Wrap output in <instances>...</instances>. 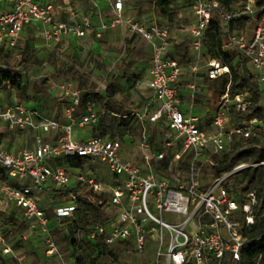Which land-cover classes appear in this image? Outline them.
<instances>
[{
  "label": "built area",
  "instance_id": "1",
  "mask_svg": "<svg viewBox=\"0 0 264 264\" xmlns=\"http://www.w3.org/2000/svg\"><path fill=\"white\" fill-rule=\"evenodd\" d=\"M224 1L193 0L191 9L196 26L191 30L189 48L199 56L205 49L207 30L219 19L225 30L223 52L240 57L264 91V7H259L257 0H241L240 8L236 3L229 9ZM5 2L7 8L0 11V51L3 53L19 46L24 30L31 24L41 25L40 33L46 41H59L63 36L83 38L93 29L91 19L84 15L80 16L79 25L57 22L52 3ZM127 5V0H114V18L109 25L125 27L132 36L142 38L151 47L150 70L137 81L139 88L149 93L146 112L134 113V116L142 125L146 119L163 126L170 140L164 149L149 153L150 144L144 132L141 162L125 155L123 141L119 139L93 135L78 140L75 131L93 128L102 114L90 101L82 108L83 92L72 82H64L60 87L66 100L61 119L50 118L23 102L0 103V132L33 134V146L17 152L0 144V211L6 215L12 210L20 212L27 222L22 234L25 240L28 234H46V256L52 257L58 249L40 201L53 189L62 200L69 202L56 208L57 218L74 219L78 199L87 189L93 192L94 202L102 211H115V215L107 216L108 223L90 227L88 238L98 244L110 249L129 248L143 264H240L242 253L249 245L244 234L259 221L260 202L256 190H235L234 177L246 169L264 167V161L241 162L232 171L209 180L203 170L207 163L213 167L214 158L231 151L234 143L247 144L253 132L264 123L252 118L243 120L241 127L234 124V115L247 113L252 101L248 93L231 96L229 84L219 100L211 129H205L200 117L183 107L178 84L184 70L171 54L169 28L127 16ZM240 17H248L249 24L254 22L251 33L249 24L244 30H230L231 21ZM101 28L107 25L102 24ZM207 66L211 80L230 73L219 60L209 58ZM197 69L194 66L193 71ZM7 89L14 90L10 82ZM191 90L194 99L193 85ZM177 145L181 149L168 168L157 173L154 163L163 162L167 149ZM59 159L91 160L94 169L56 166ZM184 162L183 173L175 178L174 165ZM102 168L113 176L112 182L95 175H101ZM11 256L12 260L17 259L13 245L0 227V264H9ZM73 260L63 264H76Z\"/></svg>",
  "mask_w": 264,
  "mask_h": 264
},
{
  "label": "rangeland",
  "instance_id": "2",
  "mask_svg": "<svg viewBox=\"0 0 264 264\" xmlns=\"http://www.w3.org/2000/svg\"><path fill=\"white\" fill-rule=\"evenodd\" d=\"M40 1L51 2L55 6L68 7L67 11H60V15L56 20L58 22H66L69 16L75 13L70 10L78 4V0ZM161 1L127 0V4L130 6L129 14L147 23L155 22L160 26L169 28L175 48L173 57L179 59L184 70V75L179 83L183 90L182 100L184 105L190 104L191 98L186 97V94L189 93L188 86L193 85L196 92L193 104L203 105L204 110L208 112V119L212 121L214 117H212L213 108L217 104L219 94L206 78V71L209 69V67H206L209 62L206 49L199 56H196L189 48L192 41L191 30L195 27L193 10L187 5L186 0H177L176 3L171 4L173 10L164 13V8L167 9V5H161ZM84 2L87 3L85 0ZM236 7L240 8V3ZM98 17V24L94 23V30H89L86 37L63 36L59 41L36 39L33 37V24H31L24 32L25 37H23L19 46L10 53L8 58L0 52V67L17 69L22 73L31 101L20 99L16 90L7 89L5 86L0 87V103L2 105H12L18 101L23 102L27 107L37 108L50 118H59L63 106L66 104L60 88L64 82H72L81 90L104 94L112 79L115 78L116 100L121 106L132 109L137 113L143 111L149 93L139 88L137 81L146 75L150 67L151 53L149 47L144 41L131 38L125 27H111L109 25L111 20L105 21L101 15H98ZM110 17L107 16V18ZM102 24H106L107 28L102 29ZM254 26V22L249 24V33L252 32ZM99 33L100 35H98ZM20 54L23 55L25 61L20 62ZM236 57L235 65L241 67L244 61L240 57ZM194 66L198 68L196 71H193ZM262 97L261 106L264 108V93ZM98 107L99 110L102 109L100 106ZM146 121L145 119V124L142 125L137 117L133 116L131 118L132 127L135 129L130 134L132 137H126V140L123 141L124 150H127L126 153L129 159L139 160L142 154L141 143L144 140V132H146V137L152 143L149 153L164 149L171 138L166 135L163 126L147 123ZM237 122L238 118H234V124ZM232 123L230 126H232ZM92 129L90 127L84 130H76L75 135L84 133L85 137H88L91 135ZM3 134L1 143L10 151L33 146L32 133H10L5 131ZM257 137L261 138L264 145V126L253 132L252 138ZM50 163L55 164L52 161ZM184 165L185 162L182 165H174L172 175L175 178H179L183 173L182 168ZM98 167L103 166L98 165ZM101 172V175L96 173L95 175L107 178L109 182L113 181V176L106 174L105 169L102 168ZM203 172L207 180L214 176L209 163L204 166ZM72 186H74L73 183ZM38 196L41 195L38 194ZM68 203V201L62 200V197L53 189H49L47 197L39 203L46 214L50 215V217L48 215V218H50L49 232L58 249V253L52 257L46 256V234H28L25 240L22 238L25 230L21 229V220L15 219L10 223L5 222V225L3 224L5 217L2 215L0 227L8 234L9 242L13 245L17 256L15 260H12V256L9 257V264L73 263L72 250L65 238L70 223L65 222L63 225L65 230L59 233H55L59 224L54 223L58 220L55 215L56 208ZM0 214L4 213L0 211ZM105 214L110 217L115 215V211L106 210ZM121 249L123 250V247L118 246L111 249L112 253L119 254L118 260H115L112 253H107L103 255L100 264L142 263L129 248H125L124 251ZM120 250L121 252H119Z\"/></svg>",
  "mask_w": 264,
  "mask_h": 264
},
{
  "label": "trees",
  "instance_id": "3",
  "mask_svg": "<svg viewBox=\"0 0 264 264\" xmlns=\"http://www.w3.org/2000/svg\"><path fill=\"white\" fill-rule=\"evenodd\" d=\"M186 1L187 5L192 7L193 0ZM238 1L239 0H225L224 4L228 6L229 9H233L232 7L238 3ZM176 2L177 0H162L160 2L161 5H167V9L164 8V13L167 11L171 12L170 10H173V8L171 9V4ZM257 4L259 7H264V0H257ZM262 14L264 15V10ZM249 22L250 20L248 17H240L231 21L229 28L231 31L244 30ZM224 34V26L219 19H215L206 32L205 49L208 57L211 60H219L222 66L228 67L230 71L229 74H224L216 80H211V83L219 95H224L227 86L230 84L229 93L231 96L245 93L251 96L252 105L248 112L234 115V118H238V122L236 123L237 127H241V122L243 120H250L252 118H257L264 122V108L261 106L262 88L256 82L254 75L246 66L245 62H242L243 65L241 67H236L235 61L237 55L223 52L222 44ZM10 53L11 52H6L4 57L8 58ZM19 59L20 62L25 61L21 54ZM7 82H10L12 88L18 92L20 99L31 101V96L27 92V86L23 75L19 70L0 67V87H7ZM115 82L116 79L113 78L104 94L82 90V108H84L87 101H90L94 108L102 114L98 124L93 126L92 132L95 135L124 141L135 129L132 127L133 124L131 122V118L134 116L135 111L121 106L116 100ZM98 106L102 109L99 110ZM147 123L150 122L147 120ZM3 135V132H0V144ZM263 147V142L259 137L250 139L247 144H242V142L234 143L231 151L224 152L220 156L214 158V166L212 167L213 175L215 177H221L223 174L232 171L241 162L255 164L264 161ZM180 149V145L174 148H168L167 158L163 162L154 163L155 171L157 173L165 171L174 155L179 152ZM55 165L81 168L88 166L94 169L93 161L86 159H77L76 161L59 159ZM234 186L235 190H256L260 202V207L257 210L260 219L257 224L247 229L244 234L249 240V245L242 253V261L240 264H264V167H252L246 169L242 174L236 175L234 177ZM93 196L94 194L92 191L85 189L78 199L79 208L75 214V218H58V220L54 222L59 224L55 233L65 230L63 226L65 222L70 223L67 227L65 238L72 250V258L76 260V264H100V260L103 258L104 254L112 253L110 248L88 238V231L91 226L109 222V218L106 216L105 212L94 202L96 199ZM2 215L5 217L3 219V224L6 225V223H10L15 219H20L21 229H26L27 222L18 210H12L8 215L0 214V219L3 217ZM48 215L49 214H47V216ZM4 234L7 237L8 234L6 232H4ZM121 250L119 252H121ZM124 250L125 247H123L122 251ZM112 254L115 260H118L119 254H115V252Z\"/></svg>",
  "mask_w": 264,
  "mask_h": 264
},
{
  "label": "crops",
  "instance_id": "4",
  "mask_svg": "<svg viewBox=\"0 0 264 264\" xmlns=\"http://www.w3.org/2000/svg\"><path fill=\"white\" fill-rule=\"evenodd\" d=\"M39 2H45V3H51V2H46V1H40V0H38ZM72 1H74V0H72ZM85 1H87V3H85L84 2V0H78V4L77 5H75L74 6V8L73 9H71L70 11H74L75 13L74 14H72L71 16H72V18H70L71 16H69V18L67 19V21L66 22H62V23H70V24H74V25H77V24H80L81 23V21H80V16H88L90 19H91V21H92V24L94 25V23H97L98 24V15H101L102 16V19H104L105 21H109V20H113V18H114V12H113V2H114V0L113 1H107V0H85ZM53 4V3H52ZM54 5V4H53ZM7 8V4H6V2H5V0H0V11L1 10H3V9H6ZM54 17H55V20H57V18H58V16L60 15V11H64V10H66L67 11V9H68V7H63V6H55L54 5ZM108 8V9H107ZM129 8H130V6H128L127 5V10H126V15L127 16H130V17H135V16H131L130 14H129ZM107 9V10H106ZM111 16L110 18H107V16ZM139 19V18H138ZM58 22V21H57ZM111 23V22H110ZM195 26H196V20H195ZM30 26H28L25 30H24V32L29 28ZM195 28V27H194ZM32 29H33V37H35L36 39H40V40H45L44 38H43V36H42V34L40 33V30L42 29V27H41V25L40 24H34L33 26H32ZM93 30H94V26H93ZM130 34V33H129ZM130 36H131V38H133V39H135V40H142V41H144L147 45H148V47H149V51H150V53H151V47H150V45H149V43L147 42V41H145V40H143L142 38H137V37H134V36H132L131 34H130ZM171 36V35H170ZM23 37H25L24 36V33H23ZM23 37H22V39H23ZM171 41H172V38H171ZM177 43H179V42H177ZM1 52V51H0ZM3 53V52H2ZM4 54H6V53H4ZM171 54H172V56L175 54V48H174V45H173V43H172V50H171ZM174 58L175 59H177L175 56H174ZM178 61H179V59H177ZM150 61H151V59H150ZM180 62V61H179ZM151 63V62H150ZM181 63V62H180ZM208 64V63H207ZM150 67H151V64H150ZM150 67L148 68V70H147V72H146V75L148 74V72H149V70H150ZM206 67L208 68V66L206 65ZM207 72H208V70L206 71V75H207ZM145 75V76H146ZM206 78L208 79V81H209V83L210 84H212L211 83V79H209V77H208V75L206 76ZM181 81V80H180ZM180 83V82H179ZM179 85V87H180V90H181V95H182V87L180 86V84H178ZM191 86L192 85H190V86H188V91H189V93L188 94H186L187 96L186 97H190L191 98V100L189 101V103L190 104H188L187 106H185L184 105V101L182 100V102H183V107L186 109V111L188 112V113H192L193 115H195L196 113H198L197 115H195V116H199L200 117V120H201V125L205 128V129H211V126H212V121H213V119H212V121H210L209 119H208V112H207V110H204L205 108H204V106L203 105H194L193 104V98L191 97V94H192V90H191ZM196 93V92H195ZM263 93H264V91H262V96H263ZM221 96L222 95H219V97H218V99H217V104H216V106H215V108H213L214 110H213V114H212V117L214 116V114H215V112H216V109H217V105H218V103H219V100H220V98H221ZM263 98V97H262ZM262 102H263V100H262ZM146 103H147V101H146ZM146 105V104H145ZM63 111H64V106H63V109H62V113H61V115L59 116V118L61 119L62 118V116H63ZM195 111H196V113H195ZM146 112V110H145V108H144V110L143 111H141V112H138L139 114H143V113H145ZM134 113H137L136 111L134 112ZM45 115V114H44ZM58 118V117H57ZM65 122V121H64ZM93 135H95L93 132L91 133V135L90 136H88V137H85V135H84V133H82V134H76V138L78 139V140H86V139H89L90 137H92ZM128 138L129 137H132L130 134L127 136ZM125 140H126V138H125ZM151 140H149L148 139V142H149V144H150V149L152 148V143L150 142ZM2 144V143H1ZM3 145V144H2ZM123 147H124V145H123ZM124 150V149H123ZM18 150H16V151H11V152H17ZM125 152V155L127 156V153H126V151L127 150H124ZM154 152H156L155 150L153 151V153ZM132 160V159H131ZM133 161H135V162H141L142 161V154L140 155V158H139V160H134L133 159Z\"/></svg>",
  "mask_w": 264,
  "mask_h": 264
}]
</instances>
